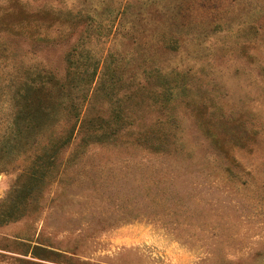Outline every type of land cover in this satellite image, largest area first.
<instances>
[{"label":"rangeland","instance_id":"1","mask_svg":"<svg viewBox=\"0 0 264 264\" xmlns=\"http://www.w3.org/2000/svg\"><path fill=\"white\" fill-rule=\"evenodd\" d=\"M34 69L108 122L42 184L0 160V264H264V0H0V141Z\"/></svg>","mask_w":264,"mask_h":264},{"label":"trees","instance_id":"2","mask_svg":"<svg viewBox=\"0 0 264 264\" xmlns=\"http://www.w3.org/2000/svg\"><path fill=\"white\" fill-rule=\"evenodd\" d=\"M74 69L78 70L79 64ZM32 72L31 76L25 75V79L18 82V88L13 96L14 121L7 127V133L0 141V160L7 157L16 160L24 156L30 163L23 166V170L34 178L35 183L42 184L47 177L46 174H52L53 170L57 169V159L72 141L76 131L86 132L80 145L87 146L90 138L100 137V121L104 120L100 114L89 116L83 113L81 115V106L72 102L66 111L68 118L66 126L54 127L50 124L49 118L58 114V106L64 102L65 92L70 90L71 85L75 87L73 83L77 78L63 80L44 69H34ZM73 73L77 72L73 71ZM115 117L121 116L118 114ZM126 129L128 128L124 127V131ZM148 132L159 131L149 128ZM156 144L157 141H154L152 146L158 149ZM78 153L79 150L74 148L71 155L75 156ZM11 202L12 204H8V207L6 205V208L0 209V214L3 216L0 224L10 218L17 219L24 214V207L20 208V201L12 199ZM18 244L24 248L22 254L30 255L32 258L47 260L59 255L54 249L30 239L19 241ZM3 256L0 254V257ZM17 260L19 264H36L28 258H17Z\"/></svg>","mask_w":264,"mask_h":264}]
</instances>
